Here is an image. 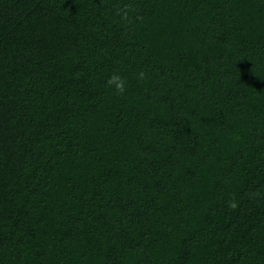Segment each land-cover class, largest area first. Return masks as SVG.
Returning <instances> with one entry per match:
<instances>
[{
    "label": "trees",
    "instance_id": "obj_1",
    "mask_svg": "<svg viewBox=\"0 0 264 264\" xmlns=\"http://www.w3.org/2000/svg\"><path fill=\"white\" fill-rule=\"evenodd\" d=\"M0 264H264V0H0Z\"/></svg>",
    "mask_w": 264,
    "mask_h": 264
},
{
    "label": "clouds",
    "instance_id": "obj_2",
    "mask_svg": "<svg viewBox=\"0 0 264 264\" xmlns=\"http://www.w3.org/2000/svg\"><path fill=\"white\" fill-rule=\"evenodd\" d=\"M146 77V73L141 71L138 74V79L143 80ZM107 84L109 86H114L115 90L117 91L118 94H124L125 90H126V81L124 78H122L119 75H112L109 77V79L107 80ZM229 207L232 209H236L238 207V204L235 200L231 201L229 203Z\"/></svg>",
    "mask_w": 264,
    "mask_h": 264
}]
</instances>
